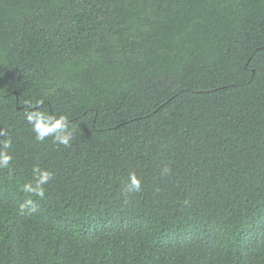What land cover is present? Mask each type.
<instances>
[{
    "label": "trees",
    "instance_id": "obj_1",
    "mask_svg": "<svg viewBox=\"0 0 264 264\" xmlns=\"http://www.w3.org/2000/svg\"><path fill=\"white\" fill-rule=\"evenodd\" d=\"M0 128V264H264V0H0Z\"/></svg>",
    "mask_w": 264,
    "mask_h": 264
},
{
    "label": "clouds",
    "instance_id": "obj_2",
    "mask_svg": "<svg viewBox=\"0 0 264 264\" xmlns=\"http://www.w3.org/2000/svg\"><path fill=\"white\" fill-rule=\"evenodd\" d=\"M44 105L42 99L37 100L35 105H28V108L33 109L25 111L24 119L27 124L31 126V131L35 134V140L38 142H44L46 138L51 137L53 143L63 145L65 147L70 146V142L73 139V131L69 128V119L66 115L49 112L42 110H36L40 106ZM0 137H7L0 141L2 147H0V169H7L12 161V156L8 153V149L12 147V139L8 136L5 129L0 128ZM171 169L165 167L162 169L161 174H170ZM34 183H26L23 185L22 190L25 193L34 195L43 199L45 197L44 186L53 179V173L48 170L41 169L39 165L33 166L32 169ZM142 185L140 179L137 178L135 173L130 174L128 183L126 185V192H140ZM35 211V202L28 198L19 205L18 214L24 215L30 214Z\"/></svg>",
    "mask_w": 264,
    "mask_h": 264
}]
</instances>
